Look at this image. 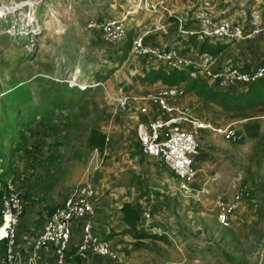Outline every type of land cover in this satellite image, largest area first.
<instances>
[{
  "label": "rangeland",
  "instance_id": "1",
  "mask_svg": "<svg viewBox=\"0 0 264 264\" xmlns=\"http://www.w3.org/2000/svg\"><path fill=\"white\" fill-rule=\"evenodd\" d=\"M158 1H163L166 10L184 15L186 24L192 23L202 10L213 14L226 11L233 14L234 22L245 21L250 17L251 4L259 3L257 0H147V4L144 0H0V97L24 83L33 102L40 104L48 101V95L52 96V92H44L51 80L80 88L91 86L86 89V96H72V101L78 104L68 105L60 112L55 110V116L42 113V117L36 116V122L20 128L4 122L11 136L9 141L0 137V171H7L0 177V226L1 195L5 181L11 179L23 202L17 224V244L23 259L27 256L25 248L28 250L39 233L48 212L56 209L80 184L88 182L96 195L93 231L110 240L116 252L114 259L92 256L89 264H264V119L260 118L264 105L230 113L185 88L182 103L200 118L215 124L245 119L239 126L242 135L239 142H229L205 131L198 134L200 149L196 164L205 174L188 192L178 190L179 179L163 165L140 154L131 120L117 107L116 97L120 93L140 95L151 86L144 78V62L124 43L127 39L151 29L149 37L154 43L171 37L166 42L180 45L182 51L187 49L185 52H191L193 57L199 52L202 38L195 35L175 43L176 19L163 10L150 12V4L158 9L155 6ZM139 4L125 19L128 30L120 43L124 46L106 44L98 31L86 28L90 19L120 17ZM244 41L228 43L226 50L217 56L223 59L230 53L233 61L244 63L247 53L255 52L254 41L260 45L258 56L264 55V33ZM212 44L207 39L202 53L209 54ZM196 79L189 76L185 86ZM97 127L110 129L106 133L109 141L105 137L102 152L89 144L90 131ZM46 181L53 183V187L50 193L41 196V185ZM241 183L257 185L259 193L254 191L253 200L239 203L229 225L224 226L218 221L217 202H228ZM255 196L261 200L256 202ZM122 201L136 206L140 216L137 229L146 232V237L136 238L128 232L121 221ZM145 208L150 209L148 220L142 216ZM79 238L80 231L75 230L70 248L77 247ZM3 247L4 242L0 241V257Z\"/></svg>",
  "mask_w": 264,
  "mask_h": 264
},
{
  "label": "built area",
  "instance_id": "2",
  "mask_svg": "<svg viewBox=\"0 0 264 264\" xmlns=\"http://www.w3.org/2000/svg\"><path fill=\"white\" fill-rule=\"evenodd\" d=\"M257 1V5L251 4L250 17L240 22H234L231 19L233 14H226V11L213 14L202 10L195 15L192 23L186 24V17L166 10L162 5L163 1L155 3L158 9L151 4L149 8L150 12L166 11L168 17L176 19L173 36L175 43H179V39L198 35L216 44L251 40L264 33V0ZM144 2L147 4V0ZM139 7L140 4L133 11H127L126 15L104 21L90 19L86 28L89 31H98L106 44L119 45L126 38L127 15ZM139 24L135 26L138 27ZM151 32V29H146L131 39V52L142 62L146 60L159 63L166 70H184L191 67L190 76L201 78L209 87L218 90L236 88L264 77V60L256 64L238 60L225 62L218 56L215 58L200 51L193 57L191 52L182 51L180 45L149 42L147 37ZM147 90L140 95L120 93L116 97L117 107L127 114L133 124L140 154L163 165L179 179L178 190L188 192L191 185L205 174L196 164L200 149L198 134L205 131L229 142H239L242 138L239 126L245 119L215 124L211 120L200 118L189 105L182 103L185 95L183 83L163 85L157 82ZM260 118L264 119V115ZM108 141L109 137L106 136V142ZM252 190L247 183H241L228 202H217L218 221L222 225H229V218L239 203L253 199ZM95 196V190L88 182L80 184L67 195L42 224L30 245L26 263L37 264L42 256L51 255L54 264H79L75 259L67 258L75 230L80 231L75 254L80 260L86 261L85 264H89L92 256L114 259L116 252L111 241L93 231L91 215L95 210ZM1 200L3 217L0 241L4 242V251L0 264H23V256L17 244V224L23 212V202L19 189L11 179L5 181ZM142 216L146 220L150 219V209L145 208Z\"/></svg>",
  "mask_w": 264,
  "mask_h": 264
},
{
  "label": "trees",
  "instance_id": "3",
  "mask_svg": "<svg viewBox=\"0 0 264 264\" xmlns=\"http://www.w3.org/2000/svg\"><path fill=\"white\" fill-rule=\"evenodd\" d=\"M174 19L173 17H171ZM106 19H100L98 21H104ZM191 38H194L192 36ZM206 40L202 39L199 51L205 52L206 50ZM126 45L131 46V40L127 39L125 41ZM123 43V44H124ZM189 44H191L189 42ZM121 45V44H120ZM125 45V44H124ZM121 45V46H124ZM228 43L219 42L216 44H212V46L208 49L209 54L212 57H216L219 53L226 50ZM131 48V47H130ZM187 50V49H185ZM145 63H148L145 65ZM144 74L146 80L149 84L161 83L163 85H174L183 83L185 86V80L189 78V72L186 70H176V69H164L159 64L157 66L152 65L149 61L144 62ZM50 85L45 88L44 92H52V96L48 95V101L40 104L33 102V97L31 92L28 90L25 84L16 85L5 93V96L1 95L0 101V116L2 121L0 122V137L5 138L6 141H9V137L11 136L10 131L5 130V123L10 122L11 124L17 125L20 128V125H23L30 122H36V116L42 117L44 114L49 113L50 115L56 112L63 111L66 107L74 105L78 102L72 101V96L74 95H85L86 89L91 88V86H84V88H80L78 86H69L67 83H59V81H50ZM189 91L194 92L196 96L199 98H203L207 103L214 105L226 112H236L245 109H249L252 107H260L264 105V77L252 81L246 85L239 86L238 89H223L218 90L208 86V84L198 78L193 81L189 86H185ZM235 89V90H234ZM69 96V97H68ZM43 113V115H42ZM24 117L30 118L29 122L23 121ZM4 140V141H5ZM89 144L92 147H96L100 152H102L105 148V135L101 132V128L97 127L96 129H92L89 135ZM142 155V154H141ZM143 156V155H142ZM2 172V173H1ZM0 172V177L7 173L6 170ZM28 180V179H27ZM24 186V184H23ZM256 186V187H255ZM53 187V183L50 181H46L41 185L40 195L45 196L51 192ZM253 193H259L257 185H252ZM261 190V189H260ZM46 193V194H45ZM2 197V195H1ZM256 202L261 200L260 198H256ZM43 201V199H39ZM45 200V199H44ZM253 200V199H252ZM251 201V200H250ZM255 202V203H256ZM55 209H51L48 212L50 216ZM121 212V221L127 226L128 232L133 233L136 238H144L148 234L144 231H138L137 224L139 221V211L135 205L130 202H123L120 207ZM107 239V238H106ZM4 248V247H3ZM76 247H72L67 251V258L75 259L77 262L81 263L79 257L75 254Z\"/></svg>",
  "mask_w": 264,
  "mask_h": 264
},
{
  "label": "crops",
  "instance_id": "4",
  "mask_svg": "<svg viewBox=\"0 0 264 264\" xmlns=\"http://www.w3.org/2000/svg\"><path fill=\"white\" fill-rule=\"evenodd\" d=\"M141 30V29H140ZM140 30H138V31H140ZM142 31V30H141ZM150 36V35H149ZM147 37V40L149 41V42H152V41H150V37ZM169 40L171 39V37H169L168 38ZM168 39H166V40H168ZM166 40H161V42L160 43H165L166 42ZM246 41H248L249 42V40H246ZM246 41H244V42H246ZM152 43H154V42H152ZM246 44H248V45H250L249 43H246ZM256 44V42L254 41L253 42V46H254V48H253V51H255V52H250V53H247V57L245 56V59H246V61H248V62H250V63H254V64H256V63H260V62H262L263 60H264V55H262V56H258V51H259V49H258V46H260V45H255ZM252 46V47H253ZM251 47V46H250ZM220 54H222V52L221 53H219L218 55H220ZM231 56H232V54H227V56H224V58L222 59L223 61H225V62H228V61H230V60H232V58H231ZM236 88H238V87H236ZM235 90V89H234ZM132 123V122H131ZM132 126H133V124H132ZM109 128V127H108ZM107 130H109L110 131V129H107ZM107 130H105V127H102L101 128V132L105 135V137H106V133H107ZM2 171V170H1ZM0 171V172H1ZM123 202H127V201H122L121 202V205H122V203ZM121 205L119 206V210H120V207H121ZM120 214H121V212H120ZM97 216V214H96V211L94 210V212H93V214L91 215V221H92V224H93V222L96 220V217ZM99 218V217H98ZM94 220V221H93ZM31 243H32V241H31ZM31 243H29L30 245H31ZM78 243V242H77ZM30 245H29V248H28V250H27V248H25V250L24 251H26L27 252V254L29 253V251H30ZM76 249H77V247H76ZM22 255H23V252H22ZM52 261H53V257L51 256V255H45V256H42L41 257V259L38 261V263L37 264H53L52 263ZM81 261V263H79V264H85V263H87L86 261L84 262V261H82V260H80ZM27 262V256H26V258H24L23 259V264H27L26 263ZM88 263H89V261H88ZM91 264V263H90Z\"/></svg>",
  "mask_w": 264,
  "mask_h": 264
}]
</instances>
